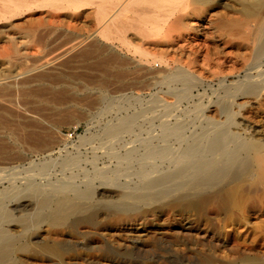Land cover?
Wrapping results in <instances>:
<instances>
[{"label": "rangeland", "instance_id": "1", "mask_svg": "<svg viewBox=\"0 0 264 264\" xmlns=\"http://www.w3.org/2000/svg\"><path fill=\"white\" fill-rule=\"evenodd\" d=\"M19 1L0 0V9ZM61 3L58 10L33 6L34 9L31 5V9H23L17 15L0 18V75L7 69L29 72L22 80L26 84L0 86V229L6 230L14 241L18 231V194L43 196L55 186L70 190L95 188L103 181L111 184L116 175L119 182L125 183L127 178L136 184V178L147 172L143 169L147 170L154 161L149 157L152 163L146 160L147 151L159 147L163 121L170 126L178 121L184 125L181 131L186 136L207 130L204 109L234 103L233 96L249 84L262 94L256 102L264 104V56L255 60L242 46L248 42L246 38L252 39L244 21L248 15L264 10V0H186V7L175 14H187V23L208 17L237 23L245 40L220 36L211 28H197L192 33L178 31L172 25L175 16L165 19L175 0H137L129 10L143 13L146 19L151 17V22H137L135 13L124 11L122 14L142 30L128 28L121 41L116 30L101 31L94 5L72 8L65 0ZM144 31L146 34H141ZM60 50L64 51L57 69L45 68V63L60 55ZM182 72L189 82L167 79ZM127 121L133 124L134 131L108 137L107 127ZM39 142L45 147L39 149ZM128 147L135 148V154H123L126 149L130 151ZM124 164L129 167L124 168ZM120 166L124 172L116 168ZM36 210L24 213L42 214L50 208ZM108 216L107 210L101 212L94 225H101ZM90 229L81 231L71 226L64 231V239L83 241ZM27 238L25 235L22 243L30 252L50 254L48 247L35 245ZM150 245L159 247L157 242ZM3 249H10L13 254L8 262L17 264L15 247ZM91 253L108 263L112 260L103 248Z\"/></svg>", "mask_w": 264, "mask_h": 264}, {"label": "bare ground", "instance_id": "2", "mask_svg": "<svg viewBox=\"0 0 264 264\" xmlns=\"http://www.w3.org/2000/svg\"><path fill=\"white\" fill-rule=\"evenodd\" d=\"M61 1L10 2L0 9V18L7 14L17 15L23 9H31V5L58 10L62 8ZM65 1L72 8L80 4L94 5L101 31L114 29L119 33L121 41L128 28H139L122 14L131 9L137 0ZM184 4L186 0H175L174 6L165 13L166 21L170 16H175L172 25L176 30L192 33L197 28H211L220 36H237L245 40L239 25L234 22L208 17L201 18L198 23H187L184 19L187 14L175 15L186 7L187 4ZM129 11L135 13L137 22L150 24L151 17L146 19L143 13L135 9ZM191 12L196 14L194 8ZM244 25L250 28L252 35L251 40L246 38L248 42L242 43L244 51L255 60L263 57L264 10L255 16L248 15ZM141 34L146 33L144 31ZM62 51L56 58H52L53 61L45 63V68L57 69ZM28 73L7 69L0 75V86L19 87L26 84L22 80ZM183 74L177 73L167 79L189 82ZM242 89V92L233 96L234 103L204 109L202 116L209 128L200 133L186 136L181 131L184 125L177 121L170 126L164 119L159 128V147L148 150L147 156L145 154L147 161H150L149 158L154 161H150L151 166L146 165L147 170L142 167L143 172H147L136 178V184L130 183L127 178L125 183L119 182L118 175H114L115 181L111 184L103 181L95 188L70 190L58 186L62 189L56 190L58 187L55 186V189L48 190L49 194L43 196L16 195V212L19 214L16 220L17 237L14 241L6 230L0 229V264H12L8 261L13 254L10 249L5 251L4 246L15 247L14 261L17 264H264V104L256 102L262 94H258L254 85H245ZM110 127L106 128L109 131L105 130L108 137L122 136V133L133 130L134 126L127 121ZM117 140L119 142V138ZM40 145L37 144L38 148L44 146ZM129 148L130 151L126 149L127 152L123 154L128 155L136 150ZM143 155L140 156L145 157ZM126 165L123 167L127 169L129 165ZM123 167L116 168L123 171ZM122 176L125 179L126 175ZM47 207L50 210L42 214L24 213L25 210H43ZM106 210L109 214L107 219L95 226L93 221ZM71 226L81 231L91 227L88 237L83 241L76 239L78 242L66 241L64 231ZM25 235L33 244L48 247L50 254L30 252L22 243ZM154 242L159 244L157 249L150 247ZM101 248L110 253L112 260L109 263L91 253Z\"/></svg>", "mask_w": 264, "mask_h": 264}]
</instances>
